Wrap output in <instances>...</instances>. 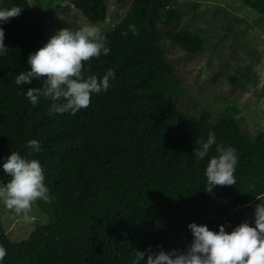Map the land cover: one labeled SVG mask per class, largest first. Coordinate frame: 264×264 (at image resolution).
<instances>
[{
	"label": "trees",
	"instance_id": "obj_1",
	"mask_svg": "<svg viewBox=\"0 0 264 264\" xmlns=\"http://www.w3.org/2000/svg\"><path fill=\"white\" fill-rule=\"evenodd\" d=\"M49 1L46 7L38 3L39 10L28 0L0 4L22 8L0 24L7 46L0 55V163L11 151L40 161L50 200L33 204L55 220L38 225L23 242L11 241L0 227L4 264H131L135 251L149 245L154 251L157 245L185 251L191 222L210 230L224 224L226 231L243 221L251 224L255 206L264 203V131L242 129L244 113L234 100H223L215 114L203 111L193 123L181 109L187 89L164 44L199 55L208 40L200 30L180 29L185 15L177 0H134L115 31L105 35L109 54L83 62L85 76L100 77L112 68V87L92 94L89 106L75 115L50 112L49 99L32 106L23 93L41 81L14 82L29 68L28 54L48 40L43 20L53 10ZM60 1L93 25L107 18L106 0ZM240 1L264 19V0ZM236 79L228 78L232 84ZM247 82L255 86L249 73ZM210 131L217 143L237 150L238 163L236 183L209 193L204 171L217 154L215 145L199 161L193 150ZM29 139L41 142L40 152H30ZM9 180L0 168V182Z\"/></svg>",
	"mask_w": 264,
	"mask_h": 264
},
{
	"label": "clouds",
	"instance_id": "obj_2",
	"mask_svg": "<svg viewBox=\"0 0 264 264\" xmlns=\"http://www.w3.org/2000/svg\"><path fill=\"white\" fill-rule=\"evenodd\" d=\"M21 11L19 6L0 8V24ZM128 27L135 34V26L130 24ZM4 37V29L0 27V55L7 52ZM106 44V36L95 25L59 29L42 47L28 54L29 68L16 74L14 82L21 86L30 85L34 80L41 81L40 87H29L23 93L30 104L35 107L40 98L49 99L53 102L50 112L75 115L89 106L92 94L107 91L112 87L110 81L116 79L112 68L100 77L84 75L83 62L107 56L110 49ZM198 144L199 147L193 150L198 161L209 156L213 145L217 153L207 160L204 171L206 191L212 192L217 185H234L237 150L217 143L211 131ZM26 146L32 153L41 151V142L37 139L27 140ZM0 168L10 177L6 184L0 186V202L7 209L23 213L25 220H30L28 212L33 202L50 200L40 161L11 151L0 163ZM187 228L191 231L192 240L185 251L175 248L165 251L160 245L154 251L149 245L143 251H135L131 264H264V203L255 206L251 224L243 221L230 231H226L224 224L218 225V230H210L206 224L191 222ZM6 255L7 250L0 245V264H4Z\"/></svg>",
	"mask_w": 264,
	"mask_h": 264
},
{
	"label": "rangeland",
	"instance_id": "obj_3",
	"mask_svg": "<svg viewBox=\"0 0 264 264\" xmlns=\"http://www.w3.org/2000/svg\"><path fill=\"white\" fill-rule=\"evenodd\" d=\"M28 1L36 10H39L38 3L42 7L50 4L49 0ZM53 2L52 12L43 20V34L47 39L59 29L91 24L69 3ZM133 2L126 0L117 4L106 0L107 18L95 26L104 35L113 33ZM175 6L185 15L180 29L200 30L208 40L205 51L199 55L164 44L178 78L187 89L181 109L190 122L197 121L203 111L215 114L222 110L223 100L227 99L234 100L243 111L245 121L241 127L244 131L254 135L264 131V19L240 0H177ZM217 11L226 14L215 16ZM248 73L255 86L248 84ZM234 76L237 81L232 84L228 78ZM0 186H3L1 182ZM28 215L31 219L25 220L23 213L7 209L0 202V227L11 241H26L38 225L55 221L52 214L35 204Z\"/></svg>",
	"mask_w": 264,
	"mask_h": 264
}]
</instances>
